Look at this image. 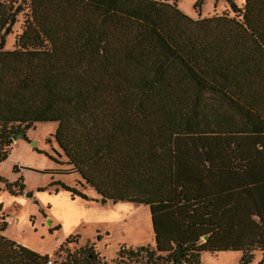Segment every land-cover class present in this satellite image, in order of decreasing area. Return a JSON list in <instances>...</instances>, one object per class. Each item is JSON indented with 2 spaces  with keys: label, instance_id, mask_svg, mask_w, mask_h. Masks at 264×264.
<instances>
[{
  "label": "trees",
  "instance_id": "obj_1",
  "mask_svg": "<svg viewBox=\"0 0 264 264\" xmlns=\"http://www.w3.org/2000/svg\"><path fill=\"white\" fill-rule=\"evenodd\" d=\"M177 1L0 0V163L15 135L57 123L66 168L43 173L77 175L81 190L51 186L149 209L153 245L121 246L110 264L227 252L250 264L257 251L264 264V0L197 19ZM5 229L0 264L50 261ZM55 256L108 264L92 246Z\"/></svg>",
  "mask_w": 264,
  "mask_h": 264
},
{
  "label": "rangeland",
  "instance_id": "obj_2",
  "mask_svg": "<svg viewBox=\"0 0 264 264\" xmlns=\"http://www.w3.org/2000/svg\"><path fill=\"white\" fill-rule=\"evenodd\" d=\"M28 2L29 0H25ZM238 7L243 0H233ZM198 0H178L177 8L185 15L197 19L223 13H230L225 0H203L199 9L194 8ZM22 17L13 28V34L6 38L5 50H12L14 38L20 32ZM57 123H38L25 132V138L12 141L8 157L0 163V227L6 226L3 236L41 255H49V260H59L65 251L73 252L84 246H92L108 264L116 257L119 247L137 248L153 245V232L148 207L131 203L101 202V197L92 196L93 191H83L89 199L85 201L51 186L61 182L67 187L81 190L77 185V175L60 176L50 174L65 169L61 151L54 140ZM60 155V158L57 156ZM56 160L57 162H55ZM14 168L18 173H14ZM23 168V170H21ZM20 179L22 181L20 182ZM21 183L24 190L13 195L6 187ZM15 191V190H14ZM9 218H14L8 226ZM73 236L68 245L58 251L64 242ZM262 253L255 252L250 264H259ZM238 253L201 255L202 264H239Z\"/></svg>",
  "mask_w": 264,
  "mask_h": 264
},
{
  "label": "water",
  "instance_id": "obj_3",
  "mask_svg": "<svg viewBox=\"0 0 264 264\" xmlns=\"http://www.w3.org/2000/svg\"><path fill=\"white\" fill-rule=\"evenodd\" d=\"M23 137H25V133H24V132H21V133L15 135V136L12 138V141H15V140L20 139V138H23ZM100 200H101V202H103V203L108 202V200L103 199V198H101Z\"/></svg>",
  "mask_w": 264,
  "mask_h": 264
},
{
  "label": "built area",
  "instance_id": "obj_4",
  "mask_svg": "<svg viewBox=\"0 0 264 264\" xmlns=\"http://www.w3.org/2000/svg\"><path fill=\"white\" fill-rule=\"evenodd\" d=\"M14 221V218H9L8 221H7V225L10 226ZM47 264H51V261H49Z\"/></svg>",
  "mask_w": 264,
  "mask_h": 264
},
{
  "label": "crops",
  "instance_id": "obj_5",
  "mask_svg": "<svg viewBox=\"0 0 264 264\" xmlns=\"http://www.w3.org/2000/svg\"><path fill=\"white\" fill-rule=\"evenodd\" d=\"M21 170H23V169H21ZM17 244V243H16ZM229 253V252H228Z\"/></svg>",
  "mask_w": 264,
  "mask_h": 264
}]
</instances>
